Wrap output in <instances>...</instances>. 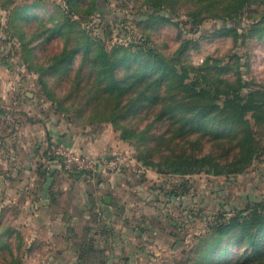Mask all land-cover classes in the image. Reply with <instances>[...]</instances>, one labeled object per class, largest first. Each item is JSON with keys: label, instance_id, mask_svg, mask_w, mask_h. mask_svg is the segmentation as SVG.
Listing matches in <instances>:
<instances>
[{"label": "rangeland", "instance_id": "1", "mask_svg": "<svg viewBox=\"0 0 264 264\" xmlns=\"http://www.w3.org/2000/svg\"><path fill=\"white\" fill-rule=\"evenodd\" d=\"M34 1L37 6L10 20L15 5ZM228 1L164 0L158 11L149 8L150 0H0V264H50V243L30 220L55 136L51 146L62 137L66 148L91 158L127 156L108 176L119 182L117 204L128 206L126 216L172 238L159 264L207 262L200 256L212 245L215 220L264 204V104L245 123H231L219 111L196 120L187 110L201 104L171 79L133 86L120 105L115 94L101 91L105 82L93 55L85 62L80 51L68 67L50 68L66 41L77 48L91 38L113 50V58H124L116 75L126 82L130 74L138 80L147 62L138 51L146 48L185 70L187 81L201 78L230 94L232 84H242L243 95L253 91L263 98L264 0L245 5L239 20L223 21ZM66 16L71 22L63 24ZM226 22L240 29L224 30ZM144 91L152 102L145 96L130 105ZM226 97L221 94L219 106ZM179 154L208 156L211 163L178 174L171 162ZM236 233L216 246L217 253L226 247V255L219 263L213 256L212 264L264 263V256L252 261V248L237 244Z\"/></svg>", "mask_w": 264, "mask_h": 264}, {"label": "crops", "instance_id": "2", "mask_svg": "<svg viewBox=\"0 0 264 264\" xmlns=\"http://www.w3.org/2000/svg\"><path fill=\"white\" fill-rule=\"evenodd\" d=\"M55 138L44 154L48 176L33 200L36 213L30 220L41 226L44 234L40 231L39 238L50 243V264H159L172 238H160L151 226L126 216L128 206L117 204L116 195H123L117 179L102 177L90 184L81 174L64 169L51 154ZM56 141L65 147L62 137Z\"/></svg>", "mask_w": 264, "mask_h": 264}, {"label": "trees", "instance_id": "3", "mask_svg": "<svg viewBox=\"0 0 264 264\" xmlns=\"http://www.w3.org/2000/svg\"><path fill=\"white\" fill-rule=\"evenodd\" d=\"M163 1L164 0H150L149 8L151 10L162 11ZM254 1L256 0H229L228 7L224 11L223 16L225 18H223V21L239 20L238 18L241 15L240 10L245 5L250 4ZM37 5V1H34L31 4H27L26 7L21 5H15L12 8L10 20L13 22V20H15L17 17H23V15L27 12L28 9ZM96 9L100 11L103 8L100 4L96 3ZM218 15L222 16L220 14ZM152 17L154 18V20H171L170 17L162 15L154 16V14H152ZM70 20L71 19H68L66 16L63 21V24ZM228 26L229 24L228 22H226L224 30L240 29L237 24L233 25L234 27L232 28H229ZM59 29L60 28L57 27L50 28V34L56 32ZM263 30L264 27L261 29V31ZM68 43L69 41H66L64 50L61 51L59 55L53 58L52 62L50 63L51 70L56 71L60 67H68L75 58V55L80 51H84V61L88 60L93 55L94 62L97 63L98 67L103 73L102 79L105 82V86L101 91L109 93L111 95L115 94L114 96L117 100H119L118 103L120 102V105L124 94H129V90L133 86L134 90L137 85H142L143 82H148V84L149 82H152V84L148 86V88H152L157 83V85L161 86L164 82L169 81L168 79H171L178 83V88L180 89V91H185V93H188L194 102L197 101V103L201 104L200 107L196 106L191 108L190 110H187L188 112L196 113V120L208 117L214 112L219 111V113L225 114L227 117L224 119H228L229 122L231 121V123H245L247 115L250 112H252V114L254 115H260L259 111L263 110L264 97L258 98L257 93L253 91L243 95L241 93V90L243 88L242 84H232L233 94H230L229 92H224L222 88L216 86L215 84L213 85L209 82L205 84L204 82H202L201 78H194L190 81H187L188 74L185 70L181 73L179 70H177V68H175V66L167 64L162 58L159 57L158 54H156L151 49L149 50L144 48L138 51V55L145 56L147 58V62L145 63L144 68H142L138 80H134L130 74L128 75L129 80L126 82L125 79H119L116 75V70L122 65V63L124 62V58H113V50H109L104 44L99 41H94L91 38H89L86 44H82L80 47L77 48H69ZM221 94L227 95L226 99L224 100V105L222 107L219 106V104L217 103V100L220 99ZM145 96H148V104L152 102L153 99H151L150 94L147 95V91H144L140 93V95L136 96L133 102H130V105H137L136 101L138 100V98H144ZM246 138L247 145L250 142L248 137ZM143 161L146 164H151V162L148 160ZM238 161L239 160L235 162L236 166L238 164L242 165L241 162ZM210 163L211 160L208 156H203L200 159H197L196 157L179 154L175 156V159L171 162V169H173L171 171L178 174L191 173V171L197 172L204 169ZM238 169L240 168H236L235 170ZM239 171L241 170H238L236 172ZM211 229L214 235L213 240L210 242L212 245H209L202 252V256H200L201 261L206 258L207 262H201L200 264H212L214 260H212L211 258L215 255H217L215 261H217L216 263H219L221 259L226 255V247L220 248V251L217 253L216 246H218V244L222 242V240H224L226 236L230 235L233 232H237L235 234L237 238V244H246L252 248L251 255L254 256V260L252 261H260L263 258L264 245L262 236L264 235V204L249 206L248 208H246V210H242L240 214L235 216L227 217L226 215L222 214V216L215 220V224L211 226ZM106 231L109 230L106 229ZM203 242L208 243V240H204ZM260 264L264 263L261 262Z\"/></svg>", "mask_w": 264, "mask_h": 264}, {"label": "built area", "instance_id": "4", "mask_svg": "<svg viewBox=\"0 0 264 264\" xmlns=\"http://www.w3.org/2000/svg\"><path fill=\"white\" fill-rule=\"evenodd\" d=\"M51 154L62 162L68 172L81 174L90 183H94L100 176H108L119 171L127 161L124 154L91 158L61 145H52Z\"/></svg>", "mask_w": 264, "mask_h": 264}, {"label": "water", "instance_id": "5", "mask_svg": "<svg viewBox=\"0 0 264 264\" xmlns=\"http://www.w3.org/2000/svg\"><path fill=\"white\" fill-rule=\"evenodd\" d=\"M106 198H108V197H106Z\"/></svg>", "mask_w": 264, "mask_h": 264}]
</instances>
